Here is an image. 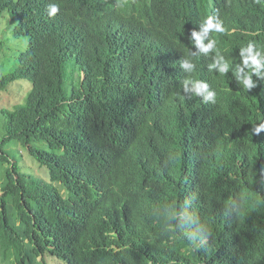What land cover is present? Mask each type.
<instances>
[{"label":"trees","instance_id":"trees-1","mask_svg":"<svg viewBox=\"0 0 264 264\" xmlns=\"http://www.w3.org/2000/svg\"><path fill=\"white\" fill-rule=\"evenodd\" d=\"M225 3L213 15L209 0H0V54L17 47L0 98L27 87L0 107V264H264V140L230 128L223 152L213 120L164 119L191 106L179 79L193 67L227 98L264 101V85L237 82L243 67L209 69L244 46L264 51V9ZM207 16L224 29H212L220 57L196 40Z\"/></svg>","mask_w":264,"mask_h":264},{"label":"clouds","instance_id":"clouds-1","mask_svg":"<svg viewBox=\"0 0 264 264\" xmlns=\"http://www.w3.org/2000/svg\"><path fill=\"white\" fill-rule=\"evenodd\" d=\"M225 1L229 0H209L210 5H212V10L210 14L219 15L218 10L222 8H232ZM255 5L264 9V0H252ZM114 5V4H113ZM236 9V8H235ZM58 11V6L49 5L48 14L49 16H55ZM250 28L255 31V27L250 22ZM212 29H215L218 32H223L224 29L221 27V24L218 22L216 24L212 23V19L207 16L205 27L200 29L199 36H196V40L199 43L200 39L204 41L211 49L212 52L217 54L219 57L222 55L224 47L219 50L220 46H224L221 43V37L212 32ZM197 30V29H196ZM194 35L196 32H193ZM191 33V34H193ZM189 34V35H191ZM183 41V36L180 39ZM171 56L175 57V49L171 51H162L159 55V58L167 65L171 66L170 58ZM237 57L231 59H220L216 62L209 64V69L216 70L221 74H226L232 72V70L238 66L243 67L248 73V78L244 80L243 77L238 78V83H243L244 88L247 90H252L258 86L264 85V51L256 45H251L249 47H242L238 51ZM228 58V57H226ZM235 64V66H234ZM195 65V63H194ZM177 69H180L177 68ZM194 69V71H193ZM192 69V77L190 75H184L180 77L179 83L180 93L187 99V102L191 104L188 107L187 111L179 113L177 117L171 116L164 118L169 124L174 123L175 119L183 118L186 120L188 117H191L194 124L202 125L204 120L209 121L213 120V132L216 135L217 141L222 146L223 152H226L225 146L220 141V136L223 133L228 132L230 128L239 127L247 135L264 140V101H259L257 99L247 100L241 94L233 93L229 98L225 96L227 89L217 90L213 88L211 83V75L208 68L205 66ZM196 84V89H193L192 85ZM215 89V90H214ZM220 107H228L234 110L235 112L240 113H253L254 120L251 123L250 128H247L243 125H234L228 121L223 122L220 114ZM214 113V115L212 114ZM206 150L203 154V159L205 156ZM264 161L259 172L258 184L264 194ZM55 261H58L62 264V261L53 258Z\"/></svg>","mask_w":264,"mask_h":264},{"label":"rangeland","instance_id":"rangeland-1","mask_svg":"<svg viewBox=\"0 0 264 264\" xmlns=\"http://www.w3.org/2000/svg\"><path fill=\"white\" fill-rule=\"evenodd\" d=\"M16 45L12 46L10 50H8V57L3 56L0 54V78L2 75L9 74L14 70L13 66V60L11 57L15 55L16 51ZM27 93V87L23 81H19L15 84V86L8 87L4 92L2 97L0 98V107L2 108H8L12 107L13 104L22 102L24 100V97ZM22 166L24 167L25 171L29 172H38L36 169L35 164L30 162V160L25 157V155L22 153ZM7 164H3V166H0V187L2 183L4 182V170ZM42 173V171H41ZM39 175V174H38ZM0 195H1V189H0ZM48 264H62L58 261H55L54 259H49Z\"/></svg>","mask_w":264,"mask_h":264}]
</instances>
